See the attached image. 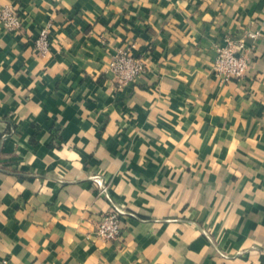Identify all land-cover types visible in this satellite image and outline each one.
Instances as JSON below:
<instances>
[{
  "label": "crops",
  "instance_id": "obj_1",
  "mask_svg": "<svg viewBox=\"0 0 264 264\" xmlns=\"http://www.w3.org/2000/svg\"><path fill=\"white\" fill-rule=\"evenodd\" d=\"M0 5L23 20L0 24V264H264V0ZM248 31L253 64L223 81L218 48ZM124 48L147 69L119 88Z\"/></svg>",
  "mask_w": 264,
  "mask_h": 264
},
{
  "label": "built area",
  "instance_id": "obj_2",
  "mask_svg": "<svg viewBox=\"0 0 264 264\" xmlns=\"http://www.w3.org/2000/svg\"><path fill=\"white\" fill-rule=\"evenodd\" d=\"M0 24L9 32H21L23 20L18 9L13 5H0ZM261 31H248L244 36L226 37V46L219 47L213 63L214 74L223 81L236 79L243 81L252 66L250 53L256 48L261 38ZM36 52L42 56L48 55L51 47L49 28H43L34 41ZM108 68L119 88L134 83L144 75L146 62L136 57L131 49L117 51L109 61ZM93 183L100 196L109 195V186L100 177H94ZM123 210H113L101 215L97 224L95 236L105 242L118 241L123 235Z\"/></svg>",
  "mask_w": 264,
  "mask_h": 264
}]
</instances>
